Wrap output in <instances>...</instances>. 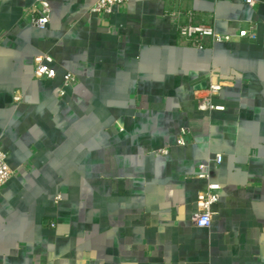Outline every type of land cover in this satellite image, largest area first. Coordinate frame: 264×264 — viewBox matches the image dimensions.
<instances>
[{
	"label": "crops",
	"instance_id": "crops-1",
	"mask_svg": "<svg viewBox=\"0 0 264 264\" xmlns=\"http://www.w3.org/2000/svg\"><path fill=\"white\" fill-rule=\"evenodd\" d=\"M41 1L0 0V148L14 172L0 264H264V0H130L108 15L97 0H46L44 28ZM189 21L231 38L194 46L179 35ZM39 54L54 78L35 76ZM212 70L236 80L206 112L195 93ZM218 153L219 200L199 227L200 165Z\"/></svg>",
	"mask_w": 264,
	"mask_h": 264
},
{
	"label": "built area",
	"instance_id": "built-area-1",
	"mask_svg": "<svg viewBox=\"0 0 264 264\" xmlns=\"http://www.w3.org/2000/svg\"><path fill=\"white\" fill-rule=\"evenodd\" d=\"M130 0H97L92 6L91 11L96 13H102L105 15L111 14L114 7L119 4H124ZM251 5H255L259 0H245ZM34 14L32 16V24L36 27L44 28L51 20L52 8L48 1L42 0L41 5L34 8ZM179 12H174L173 15H180ZM179 35L197 47H204L206 38H212L214 41L230 40V35H221L215 32L213 27L202 24L193 23L192 21L185 22L179 25ZM238 36L254 37L255 30L242 29ZM54 59L50 54H39L35 56V68L34 74L38 78H54L56 76V69L52 66ZM236 75L227 73L223 74L218 70H212L209 76L208 85L205 88L198 89L195 93L196 104L199 110L212 111L222 110L224 106L214 103L215 97H217L221 91L228 85L235 83ZM75 81V75L71 72L65 74L64 85L68 86ZM64 90H61V94ZM188 128L182 127L177 137L178 144H186V135ZM161 153H167L168 148L160 150ZM224 156L221 153L215 154L213 158H210L207 162L202 163L200 166L202 169L208 171L200 173L199 176L207 178L208 182L206 186L198 192L197 198V210L193 215V222L199 227H209L212 218L214 216V204L219 200V190L221 184L211 180L210 167L211 164L219 165L223 162ZM13 169L8 163L7 153L0 148V188L5 186L13 176ZM60 196H57L59 199ZM54 225V224H53Z\"/></svg>",
	"mask_w": 264,
	"mask_h": 264
}]
</instances>
